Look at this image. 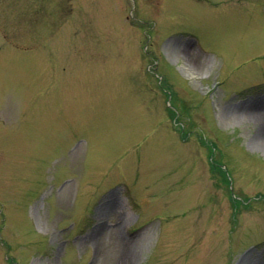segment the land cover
I'll return each instance as SVG.
<instances>
[{
    "label": "rangeland",
    "instance_id": "1",
    "mask_svg": "<svg viewBox=\"0 0 264 264\" xmlns=\"http://www.w3.org/2000/svg\"><path fill=\"white\" fill-rule=\"evenodd\" d=\"M258 100L264 0H0V264H264Z\"/></svg>",
    "mask_w": 264,
    "mask_h": 264
},
{
    "label": "bare ground",
    "instance_id": "2",
    "mask_svg": "<svg viewBox=\"0 0 264 264\" xmlns=\"http://www.w3.org/2000/svg\"><path fill=\"white\" fill-rule=\"evenodd\" d=\"M189 62L196 65V62L193 60H189ZM261 104L262 103L259 100L242 103L235 109L231 110L229 117L230 119L233 118L238 121H248L254 124L256 131L252 143L264 150V110L260 107Z\"/></svg>",
    "mask_w": 264,
    "mask_h": 264
}]
</instances>
